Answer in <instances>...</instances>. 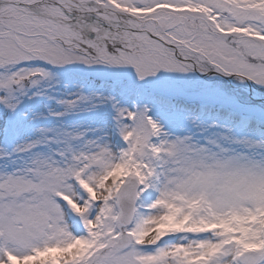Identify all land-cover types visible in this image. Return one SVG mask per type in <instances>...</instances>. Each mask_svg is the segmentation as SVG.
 Returning <instances> with one entry per match:
<instances>
[{
    "label": "snow or ice",
    "instance_id": "6c2138e0",
    "mask_svg": "<svg viewBox=\"0 0 264 264\" xmlns=\"http://www.w3.org/2000/svg\"><path fill=\"white\" fill-rule=\"evenodd\" d=\"M0 264H264V0H0Z\"/></svg>",
    "mask_w": 264,
    "mask_h": 264
}]
</instances>
